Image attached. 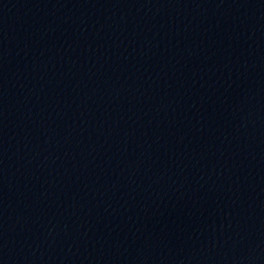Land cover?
Listing matches in <instances>:
<instances>
[{"label":"water","instance_id":"water-1","mask_svg":"<svg viewBox=\"0 0 264 264\" xmlns=\"http://www.w3.org/2000/svg\"><path fill=\"white\" fill-rule=\"evenodd\" d=\"M0 264H264V0H0Z\"/></svg>","mask_w":264,"mask_h":264}]
</instances>
